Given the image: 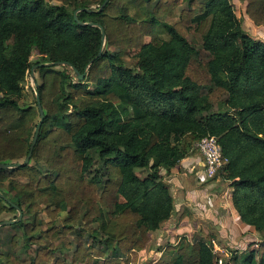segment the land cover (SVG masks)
Returning <instances> with one entry per match:
<instances>
[{
    "label": "trees",
    "instance_id": "16d2710c",
    "mask_svg": "<svg viewBox=\"0 0 264 264\" xmlns=\"http://www.w3.org/2000/svg\"><path fill=\"white\" fill-rule=\"evenodd\" d=\"M105 1L0 0V163L25 162L41 120L37 101L23 103L33 53L37 65L67 63L82 75L94 61L84 80L69 65L37 69L45 119L31 162L0 170V216L18 219L15 206L28 216L11 226L22 233L13 246H38L28 264L136 262L175 210L161 171L214 136L227 159L216 178L262 235L257 250L226 264H264V41L244 31L232 0H186L188 9L182 0H110L99 12ZM239 1L263 27L264 0ZM76 12L118 52L100 55L101 29L80 25ZM191 34L208 61L195 59ZM163 254L150 264H215L206 241L182 239ZM0 261L21 264L12 253Z\"/></svg>",
    "mask_w": 264,
    "mask_h": 264
},
{
    "label": "crops",
    "instance_id": "0c3cea01",
    "mask_svg": "<svg viewBox=\"0 0 264 264\" xmlns=\"http://www.w3.org/2000/svg\"><path fill=\"white\" fill-rule=\"evenodd\" d=\"M161 177L174 198L175 210L159 230L150 234L151 254L163 253L169 245L188 239L209 243L214 240L226 251L239 255L249 252L252 243L262 236L238 215L231 184L221 178H207L200 153L189 155L171 170H162Z\"/></svg>",
    "mask_w": 264,
    "mask_h": 264
},
{
    "label": "rangeland",
    "instance_id": "374dc122",
    "mask_svg": "<svg viewBox=\"0 0 264 264\" xmlns=\"http://www.w3.org/2000/svg\"><path fill=\"white\" fill-rule=\"evenodd\" d=\"M203 1L204 0H196V2L199 4L203 3ZM232 2L235 6V11H236L237 17L243 24L244 31L246 33H248L249 35H251L253 38H255L257 40L264 41V26L263 27H256L253 24V22L250 21L249 17L246 14V6L243 2H241L239 0H232ZM53 3L56 4V2H53ZM187 5H188L187 1L182 0V6H181L182 9H186V8L188 9ZM161 35L166 37V35L163 32ZM188 39L196 49L195 59L202 61V62L208 61L209 54L203 49L201 37L196 35V34H191V35H189ZM150 40H151L150 38L146 39L147 42H149ZM106 50L113 52V53L118 52V49L113 48V47H108L107 44L105 46L104 51H106ZM41 61H42V57H41L40 53L38 51H35L33 53V56H32V63L34 65H37ZM127 66L132 67V65L130 63H127ZM55 69L63 70V68L61 66L56 67ZM86 77H85V79H86ZM41 83H42V77H41L40 73L37 71V69L35 70L34 76L32 75V70H31L30 74L27 77L26 82L24 83L23 103L26 107H28V106L35 107L37 105L36 104V97H37L38 93L36 90H37V87ZM138 174L142 178L146 176L145 172H143V171H139ZM14 216L15 215H13L11 213L4 214V215L0 216V223L4 222V221L14 220ZM18 217H19V212H18ZM41 217L44 220H46L47 222L51 221V219L49 218V216L46 212H42ZM24 219L26 222H28V216L23 212V220ZM60 220H61V218L59 217L57 219V222L59 223ZM14 235L21 237L22 233L20 230H18L16 228L12 229L11 226L0 227V255H6L7 253H12L16 256V258L19 260V262L21 264H28L29 260H31L32 258L35 257L36 250L38 249V246L36 244H33L28 249H25L24 241L22 239L18 242L17 246H13L14 243L12 241V237ZM73 237H74V235L71 234L70 238L73 239ZM261 238H262V236L258 238V241H261ZM44 242L47 246L50 245V242L47 240V238H44ZM87 242L89 243L90 239H88ZM150 243L151 242H149L146 246L147 250L149 249V247H151ZM152 249L154 250L153 247H152ZM251 249H249V250H251ZM257 249L258 248H256L255 250H257ZM149 251L150 250H148L146 253L144 251H142L143 253L142 252H141L142 254L140 253L138 260L132 264H150V263H153V262L160 260L162 257H165L163 254L164 252L161 253L159 251V254L157 253L158 254L157 255L156 253L151 254V251L150 252ZM229 253L231 256L227 259H232L233 257H235V255H237L236 257H238V259H240V257L242 256L241 254L238 255L235 252H232L230 250H229ZM166 258L169 262L171 261L170 257H166ZM63 259H65L71 263L72 254H70L69 252L64 253ZM231 261H233V260H231ZM4 263H5V261H0V264H4Z\"/></svg>",
    "mask_w": 264,
    "mask_h": 264
},
{
    "label": "built area",
    "instance_id": "2783aa9c",
    "mask_svg": "<svg viewBox=\"0 0 264 264\" xmlns=\"http://www.w3.org/2000/svg\"><path fill=\"white\" fill-rule=\"evenodd\" d=\"M196 149L204 158L206 164V176L209 180H216L219 171L227 163L223 156L222 148L218 139L214 136H208L196 144ZM210 247L215 256V264H226V259L231 255L224 248L220 247L216 241L210 242ZM259 247V241L252 243L251 248Z\"/></svg>",
    "mask_w": 264,
    "mask_h": 264
},
{
    "label": "water",
    "instance_id": "95a60500",
    "mask_svg": "<svg viewBox=\"0 0 264 264\" xmlns=\"http://www.w3.org/2000/svg\"><path fill=\"white\" fill-rule=\"evenodd\" d=\"M110 0H106L104 5L102 6V8L99 10V12H101L103 10V8L109 3ZM87 11V10H86ZM89 11V10H88ZM79 12V11H78ZM90 12V11H89ZM75 19L76 21L80 24V25H90V26H96L98 28L101 29L102 31V40H103V44H102V49H101V53L100 55L104 52V49H105V46L107 44V36H106V32H105V29L101 26V25H98V24H92V23H89V24H84L82 23L81 21H79L78 17H77V12L75 14ZM94 61H92L88 67L86 68V71H85V74H79L77 69L70 65V64H67V63H61V62H58V63H52V64H40V65H35L32 67V75L34 76L35 75V70L40 68V67H60V66H63V65H69L76 73H78V78L80 80H84L85 77L88 75V70L89 68L91 67V65L93 64ZM36 101H37V107H38V110H39V113H40V116H41V120L37 126V129H36V134H35V137L33 139V142H32V146H31V151L28 155V157L26 158L25 162L24 163H0V170H3V169H16V168H20V167H23V166H26L28 165L30 162H31V159H32V155H33V152H34V149L36 147V144L38 142V138H39V135H40V131H41V126H42V123L45 119V112H44V109H43V106H42V102H41V99L39 97V95L37 94V97H36ZM0 197H2L3 199H6L7 198L0 192ZM15 206V205H14ZM17 209H18V212H19V217L18 219L16 220H12V221H4V222H1L0 223V227H4V226H12L20 221L23 220V211L15 206Z\"/></svg>",
    "mask_w": 264,
    "mask_h": 264
}]
</instances>
